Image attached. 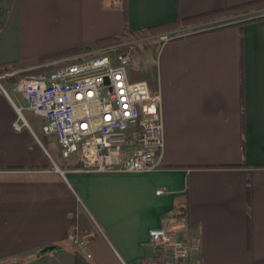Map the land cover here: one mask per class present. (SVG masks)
Returning a JSON list of instances; mask_svg holds the SVG:
<instances>
[{
    "label": "crops",
    "instance_id": "obj_1",
    "mask_svg": "<svg viewBox=\"0 0 264 264\" xmlns=\"http://www.w3.org/2000/svg\"><path fill=\"white\" fill-rule=\"evenodd\" d=\"M252 1L0 0V68L81 51L48 70L114 44L101 39ZM262 10L146 36L156 57L138 76L159 89L163 127L153 171L81 170L25 116L32 131L14 128L26 104L0 88V264H137L163 226L198 244L192 264H264Z\"/></svg>",
    "mask_w": 264,
    "mask_h": 264
},
{
    "label": "built area",
    "instance_id": "obj_2",
    "mask_svg": "<svg viewBox=\"0 0 264 264\" xmlns=\"http://www.w3.org/2000/svg\"><path fill=\"white\" fill-rule=\"evenodd\" d=\"M160 38L166 41L170 36ZM133 49L129 42L114 43L107 50L22 76L19 70L0 68V88L3 80L15 78L14 90L41 118L42 133L54 136L61 157L75 156L81 170L153 171L160 167L163 148L161 96L148 79L130 72ZM16 109L14 128L31 130L22 108ZM148 235L155 256L137 264H192L198 244L166 226L152 228Z\"/></svg>",
    "mask_w": 264,
    "mask_h": 264
},
{
    "label": "trees",
    "instance_id": "obj_3",
    "mask_svg": "<svg viewBox=\"0 0 264 264\" xmlns=\"http://www.w3.org/2000/svg\"><path fill=\"white\" fill-rule=\"evenodd\" d=\"M263 7H264V0L252 1V2H248V3L235 5V6H227V7H223L222 9L213 11L211 13H205V14L198 15V16H193V17H188V18H183V19H177V20L172 21V22L164 23L161 25L153 26V27H148L145 30L133 31L131 33V36H129V38H135V39L145 38L146 36H149V35H153V34L155 35L157 33L168 32L171 30H175L177 28H182V27H185V26H188L191 24H195V23H199V22H202L205 20L213 19L215 17L229 16V15L248 12V11H252V10L254 11V10H258L260 8H263ZM254 18H248L247 21L250 19H254ZM244 21H246V20H244ZM127 39H128V37L126 35L107 37V38L99 40L98 43H124ZM79 53H81V51L79 49L72 48V49L61 51V52H58V53H55V54H52L49 56L40 57L38 59V61L41 63V62H45L48 60L58 59V58H62V57H68V56H72V55H77ZM45 69L46 68L31 70V71H28L27 73H24V75L39 73ZM12 80H15V79H12Z\"/></svg>",
    "mask_w": 264,
    "mask_h": 264
},
{
    "label": "rangeland",
    "instance_id": "obj_4",
    "mask_svg": "<svg viewBox=\"0 0 264 264\" xmlns=\"http://www.w3.org/2000/svg\"><path fill=\"white\" fill-rule=\"evenodd\" d=\"M260 13L263 15L264 10H262ZM127 42H129L130 44H132L134 46V49L132 52L133 61H132L131 67H130V72H132V75L134 74L135 76H138L139 74H144L143 72H145V71H144L143 67L148 68L147 69L148 72H151V70H153L152 69L153 68V62L155 61V59L153 57L154 56L156 57V54H155L156 52L154 49H151V50H148V49L150 47L152 48V46H153V38L146 37V38L135 39V38H129L128 37ZM145 43H147L146 44L147 46L146 45L143 46ZM110 56H111V58H114L113 54H111ZM68 60L72 61L75 59L69 58ZM44 63H46V61ZM45 66L46 65L40 66V63H37L35 66L30 67L29 69L20 70L18 75L22 76V75H24V73H27L28 71L44 68ZM2 84H3L4 88L10 93V95L14 98V100L18 103L17 97L12 91L13 86H14L13 80L12 79L3 80ZM20 101L22 103V106L26 104L25 100L23 98H21V96H20ZM21 113L23 116H25V118L27 119L29 124L32 126V128L35 130L37 135L46 144V141L43 138V133L41 130V126H42L41 118L34 115L31 111L27 110L24 106L21 109ZM52 138H53V136L50 137V139H52ZM54 156H55V154H54Z\"/></svg>",
    "mask_w": 264,
    "mask_h": 264
},
{
    "label": "water",
    "instance_id": "obj_5",
    "mask_svg": "<svg viewBox=\"0 0 264 264\" xmlns=\"http://www.w3.org/2000/svg\"><path fill=\"white\" fill-rule=\"evenodd\" d=\"M49 249H51V247H49Z\"/></svg>",
    "mask_w": 264,
    "mask_h": 264
}]
</instances>
